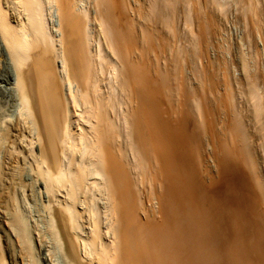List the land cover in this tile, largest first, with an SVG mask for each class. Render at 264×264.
<instances>
[{
	"label": "bare ground",
	"instance_id": "6f19581e",
	"mask_svg": "<svg viewBox=\"0 0 264 264\" xmlns=\"http://www.w3.org/2000/svg\"><path fill=\"white\" fill-rule=\"evenodd\" d=\"M192 1L189 48L166 60L175 0H0L15 71L8 78L0 62V89L12 84L21 107L5 126L1 176L12 177L21 157L34 163L68 264H264L262 226L231 189L262 179L237 140L243 127L218 118L250 73L243 64L233 78L222 50L208 58L219 33L214 0ZM261 54L264 83V43ZM8 227L0 220V264H34Z\"/></svg>",
	"mask_w": 264,
	"mask_h": 264
},
{
	"label": "rangeland",
	"instance_id": "374dc122",
	"mask_svg": "<svg viewBox=\"0 0 264 264\" xmlns=\"http://www.w3.org/2000/svg\"><path fill=\"white\" fill-rule=\"evenodd\" d=\"M192 2V0H175L174 25L176 27L174 26L175 30L171 31H174L173 33L165 30L166 37L171 45L164 52V54L166 53L164 56L166 60H173L174 56L177 58V52H179L180 47H188L186 36L190 27H188L187 14L193 7L192 4L194 3ZM252 2L250 0H214L212 4H208V10L212 12L213 19L219 26L217 36H213V41L210 39L208 42V47L210 46L208 49V58L213 56L216 59L219 55L218 53H220L218 51L222 50L223 60H225L227 67L230 68L233 78H237L238 80L243 78V64H247L246 66L250 73L248 81L242 80L240 85H234L228 90L231 101H228L229 104L225 103L227 105L224 104L221 106V111L219 110L221 114H219L218 118L219 122L224 126L226 124L227 126L239 125L243 127L244 134L242 132L240 133V131L239 133L237 132V140L247 146L249 155L253 157L255 161V175L258 178L260 177L259 180L262 179L260 181L262 186L260 187L256 181L254 185L251 178L248 188L243 189L233 184L231 189L234 192L239 191V196L244 195V199L242 200L244 208H247L248 213L251 214L249 217H251L252 222L258 223L260 227L262 226L260 230L263 232L264 98L262 94L264 83L261 76V70L263 68L261 53L264 43V15L262 16L260 14L255 16L253 14L255 13L253 12L255 5ZM255 2L258 8L264 7V0H255ZM48 15H46L48 25L56 22L55 15L52 17L53 21H50ZM0 54V62H3L4 71L6 72L5 75H8V78L12 79L15 74L14 67L1 38ZM204 63L205 59H200V61H196L197 66H194H204ZM219 73L217 72L218 81L217 86L214 87V96L220 100L224 98L225 85L223 80H221V73ZM192 83L197 85L198 82L197 80H193ZM5 86L4 89H0V138L3 137L0 141V171L7 164V160L4 158L5 153L3 152H5L4 142L8 141L6 138L10 134V131L5 130V126L8 122H15L18 118L17 116L21 114L20 102H18L20 100H17L19 99L17 90H14L12 84H6ZM164 102L160 109L164 111V113L162 111L163 116L168 118L166 115L168 114L169 105L166 101ZM190 104L185 108L186 110H192L190 111V115L193 116L192 120L195 121L196 115L194 110L197 109L195 103ZM189 106L192 107L190 108ZM3 117L7 120L3 119ZM227 120L229 123L226 122ZM239 126L238 128L240 129L241 127ZM3 131L4 133L6 132V137L2 135L4 134ZM200 134L203 136L201 131ZM204 149L199 148L200 155L205 156L206 149ZM208 157L207 165L211 168L214 163ZM17 166L18 170L12 177L6 175L1 176L0 172V220L5 219L8 221V228L10 229L8 231L9 237L12 238V236L17 235L22 240L25 254L31 258L34 264H68L69 262L63 250L62 237L61 235H59L60 237L57 236L59 232H54L57 229H53L55 228L53 226L56 225L52 224L50 220L52 215H50L51 211L45 207L47 204L45 191L39 185V182L35 180L33 174L34 163L30 158L21 157ZM244 173L246 174L245 171ZM261 190H263V194ZM258 232L260 236L262 235L261 242H264V233ZM56 233L57 235H54ZM48 254L49 257L47 256Z\"/></svg>",
	"mask_w": 264,
	"mask_h": 264
}]
</instances>
